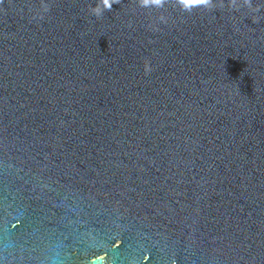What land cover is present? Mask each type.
<instances>
[{
  "label": "water",
  "instance_id": "1",
  "mask_svg": "<svg viewBox=\"0 0 264 264\" xmlns=\"http://www.w3.org/2000/svg\"><path fill=\"white\" fill-rule=\"evenodd\" d=\"M214 3L0 0V264H264V0Z\"/></svg>",
  "mask_w": 264,
  "mask_h": 264
},
{
  "label": "clouds",
  "instance_id": "2",
  "mask_svg": "<svg viewBox=\"0 0 264 264\" xmlns=\"http://www.w3.org/2000/svg\"><path fill=\"white\" fill-rule=\"evenodd\" d=\"M101 3L104 6V9L107 11H111L113 4H119L120 0H101ZM167 0H139L140 7H155V8H163ZM177 3L180 5L181 9L185 12H192L194 8H205V9H213L215 8L214 0H177ZM243 6L248 7L253 12L259 11V6L253 7L252 0H243ZM229 7L237 8L236 0H229ZM238 9V8H237ZM45 11H48L47 7ZM92 14L95 16H100L102 13L99 10V5H96L92 8ZM161 19H163L161 17ZM253 20H256V17H253ZM150 68L148 63L145 65V72H149ZM91 264V260H90Z\"/></svg>",
  "mask_w": 264,
  "mask_h": 264
},
{
  "label": "flooded vegetation",
  "instance_id": "3",
  "mask_svg": "<svg viewBox=\"0 0 264 264\" xmlns=\"http://www.w3.org/2000/svg\"><path fill=\"white\" fill-rule=\"evenodd\" d=\"M98 228H106L108 229V231L110 232H113L114 234H117L118 231H120V226L118 225V223L116 224V222H112V221H108V220H99L98 222ZM99 236V235H98ZM100 237V236H99ZM99 241L102 242L99 238ZM101 248H109L110 247V242L109 243H104L103 246H100ZM128 250L127 249H124L123 252H127ZM151 255V258L156 261L157 263L159 264H162L164 262V259H162V254L160 253V250H156V252L154 253H150ZM172 259H176V257H172L170 258V260ZM173 261V260H172ZM170 262V261H169Z\"/></svg>",
  "mask_w": 264,
  "mask_h": 264
}]
</instances>
